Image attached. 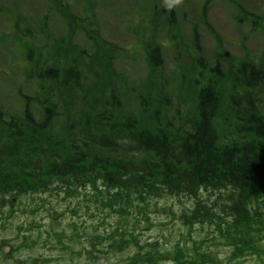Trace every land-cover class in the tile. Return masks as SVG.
I'll list each match as a JSON object with an SVG mask.
<instances>
[{"label": "trees", "instance_id": "1", "mask_svg": "<svg viewBox=\"0 0 264 264\" xmlns=\"http://www.w3.org/2000/svg\"><path fill=\"white\" fill-rule=\"evenodd\" d=\"M57 2L68 5L64 0ZM33 33L32 28L25 29L26 35ZM97 44L90 50L78 48L80 57L61 64L50 63L40 47H27V58L33 62L31 76L35 74L42 87L48 83L51 88L41 95L19 89L21 113L0 107V217H15L19 201L28 194L82 197L92 203L86 204L88 209L104 212L93 214L102 217L98 221L113 214L117 217L110 231L90 236L93 248L95 241L100 245L109 242L110 248L100 246L108 253L122 242L138 241L141 229L150 225L152 209L140 206L141 201H151L152 195L171 196L181 205L179 212L173 210V218L190 232V242L173 243L174 252L157 249L160 243L152 242L153 252L136 254L127 264H165V259L184 264V258L196 264L199 259H207L209 264H249L246 259L250 256L264 261V70L249 60L231 67L240 88L229 97L238 136L232 141L220 144L214 123L219 103L211 86L198 93L195 117L178 121L177 130L171 132L168 124L157 136L152 133L156 124L138 122L133 129L143 125L144 130L132 133L122 130L126 119L120 116L121 104L116 106L114 89L102 86L104 76L96 66L101 60ZM85 55L91 58V67L82 66ZM54 91L61 101L51 99ZM71 91H78L85 102L77 96L65 98ZM148 97L160 106L152 94L143 98ZM62 98L70 105H64ZM162 98L166 97L162 94ZM55 125L60 128L53 133ZM142 150L147 156L133 163L132 158ZM114 151L124 158L114 159ZM133 201L138 204L134 206ZM134 212L135 226L131 224ZM144 220L147 226H141ZM22 228L19 225L14 237L20 240L0 243L10 249L5 254L0 251L1 255L11 256L12 261L21 251L16 250L18 244L25 248L37 241L21 235ZM219 246L231 251L227 256L210 257L208 252ZM34 260L32 264L42 262Z\"/></svg>", "mask_w": 264, "mask_h": 264}, {"label": "rangeland", "instance_id": "2", "mask_svg": "<svg viewBox=\"0 0 264 264\" xmlns=\"http://www.w3.org/2000/svg\"><path fill=\"white\" fill-rule=\"evenodd\" d=\"M64 3L68 5L63 7L57 0H0V107L21 113L23 101L19 89L41 95L51 88L48 83L42 87V81L35 74L31 76L33 62L27 58L28 46L40 47L50 63L61 64L80 57L78 48L90 50L99 43L96 48L101 49V60L96 66L104 76L102 86L114 89L116 106L121 104L119 113L126 119L123 131L138 133L144 130L143 125L155 124L152 133L157 136L161 127L167 128L168 124L171 132L177 130L178 121L195 117L199 111L198 93L211 86L219 103L214 123L220 144L238 137L236 114L229 97L240 88L232 77L231 67L249 60L264 70V0H181L179 4L173 0H64ZM27 27L35 35H26ZM87 65L91 67V58L85 55L82 66ZM149 94L160 106L149 102L151 97L143 98ZM75 96L80 99L81 94L71 91L65 98ZM51 99L61 101L57 91ZM161 100L165 103L161 104ZM62 103L70 105L63 98ZM138 122L143 125L134 130V123ZM59 128L55 125L53 133ZM146 156L143 150L137 152L133 163ZM119 158H124V154L114 151V159ZM152 196L151 201L140 200V206L152 209L150 225L141 232L140 239L122 242L107 253L100 246L109 247L110 243L104 240L100 245L95 241L93 248L94 239L90 236L110 231L117 220L114 214L108 220L98 221L102 217L93 214L104 212L88 209L86 204L92 203L85 198L25 195L19 201L15 217H0V243L3 239L11 243L20 240L14 239L19 225L23 226L21 235L37 241L25 248L18 244L16 250L21 251L15 261L11 256L1 255L10 250L7 244H2L0 264H32L34 258H40L42 262L37 261L38 264H127L136 254L153 252L152 242L160 243L157 249L174 252L177 248H172L173 243L190 242V232L172 214L175 209L179 212L181 205L171 196H158L160 199ZM114 201L118 206L119 202ZM132 204L136 206L138 201ZM53 211L58 212L56 217L52 216ZM136 214L131 220L134 226ZM144 225H148L147 220L141 223ZM192 234L196 239V231ZM230 251L219 246L208 253L217 257L227 256ZM182 261L196 264L187 258ZM246 261L264 264L251 256Z\"/></svg>", "mask_w": 264, "mask_h": 264}, {"label": "clouds", "instance_id": "3", "mask_svg": "<svg viewBox=\"0 0 264 264\" xmlns=\"http://www.w3.org/2000/svg\"><path fill=\"white\" fill-rule=\"evenodd\" d=\"M181 2V0H173L174 4H179ZM172 5L170 4L169 7H171Z\"/></svg>", "mask_w": 264, "mask_h": 264}, {"label": "bare ground", "instance_id": "4", "mask_svg": "<svg viewBox=\"0 0 264 264\" xmlns=\"http://www.w3.org/2000/svg\"><path fill=\"white\" fill-rule=\"evenodd\" d=\"M144 229H141V231H143Z\"/></svg>", "mask_w": 264, "mask_h": 264}]
</instances>
